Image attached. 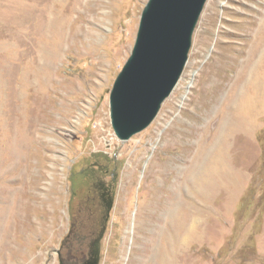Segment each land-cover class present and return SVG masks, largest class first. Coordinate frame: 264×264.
I'll return each mask as SVG.
<instances>
[{
  "label": "rangeland",
  "instance_id": "obj_1",
  "mask_svg": "<svg viewBox=\"0 0 264 264\" xmlns=\"http://www.w3.org/2000/svg\"><path fill=\"white\" fill-rule=\"evenodd\" d=\"M210 1L171 93L146 128L120 140L110 121L109 93L147 0H0V264H60L57 249L88 206L89 189L71 183V167L90 164L93 186L105 181L112 188L97 264H264V74L257 72L260 56L247 60L238 51L261 22L264 0H217L209 9ZM210 12L214 21L205 20ZM56 23H63L64 33L96 34V45L65 39L52 55ZM48 59L52 75L79 106L69 124L31 132L24 125L29 106L23 77L38 87L34 76ZM100 59L112 72L98 86ZM222 118L243 119L239 146L231 141L222 150ZM222 151L229 164L226 188L214 180L210 191L199 189L195 196L186 184L178 200L148 206L149 163L174 158L172 182L196 155L204 175ZM204 193L214 200H204Z\"/></svg>",
  "mask_w": 264,
  "mask_h": 264
},
{
  "label": "water",
  "instance_id": "obj_2",
  "mask_svg": "<svg viewBox=\"0 0 264 264\" xmlns=\"http://www.w3.org/2000/svg\"><path fill=\"white\" fill-rule=\"evenodd\" d=\"M205 2L147 0L145 3L132 50L109 93L110 121L120 140L146 128L176 85ZM96 247L93 264H97L98 243Z\"/></svg>",
  "mask_w": 264,
  "mask_h": 264
},
{
  "label": "bare ground",
  "instance_id": "obj_3",
  "mask_svg": "<svg viewBox=\"0 0 264 264\" xmlns=\"http://www.w3.org/2000/svg\"><path fill=\"white\" fill-rule=\"evenodd\" d=\"M216 1L217 0H211L208 3L209 4L208 8L213 9V6L215 5ZM93 9H95V8H93ZM83 10L86 12H89L92 9H91V6H88V4H83ZM213 16H214V13L210 12L206 16L205 20L209 21V20L213 19ZM213 21H214V19H213ZM249 25H251V24H249ZM54 26H55V28H54L55 35H54V40H53L54 41V44H53L54 52L52 53V55H55L56 47L61 45L62 41L65 39L70 41V42H72V41L78 42L79 41L82 43H89V44L94 45V46L96 45V39H95L96 34L85 32L82 29H79V30L75 29V30H72L68 33H64L65 31L63 29V27H64L63 23H60V24L56 23ZM200 32H201V36L203 37L204 36L203 29ZM205 32H206V30H205ZM201 36H200V42L199 43L204 46V44L206 43V39H205L206 36H204L205 38H203V39L201 38ZM246 36H248L250 39L249 40L243 39L242 42L239 44V50L238 51L239 52H245L246 53L245 55L247 56V60H251L255 56H260L261 60H262V64L257 69V72L259 74H264V15L262 17L261 22L257 25V27L253 28L249 34L247 33ZM47 41H48V39H47ZM49 41H51V40H49ZM216 44H218V42ZM48 45H49V43H48ZM246 45H249V49L247 51H244L243 48H245ZM221 56L233 60L232 57L225 55V53L221 54ZM47 58H49V57H47ZM105 62H106L105 60L102 61L100 59L98 65L101 68H100V70L98 69L99 72H97V73L95 72V75H96L95 77L101 80L100 83H97L98 86H101L103 84L102 80H105L103 78L104 77L106 78L108 76V73L112 72L111 65L107 66V65H105ZM44 65H45V67L42 66L41 68H39L38 72L34 76L37 78V81L39 83L38 87H35L34 89L29 87L28 86L29 76L26 74L23 77V95H24L23 100L25 101V104L27 106H29V109L26 111L27 116L24 119V125L31 132L39 131V132L44 133V132H46L45 127H48L51 125L58 127L61 125L69 124L72 114L75 113V109L77 108V106H79L78 100H74L75 98L70 99L71 98L70 94L68 93V91L65 90V86L62 85L61 80H57L52 75V72L50 70V66H52V61L50 59H48V61H46L44 63ZM257 81H258V79H257ZM91 82H93V81H91ZM70 83H73V82H69V84ZM89 85H93V84H89ZM245 93L246 92H244L243 94H245ZM82 94H84V93H82ZM244 97H246V96H244ZM256 98H259V97H256ZM243 100H244V98H243ZM252 100L253 99H251V101ZM57 101H59L58 104H57ZM257 103H259V101ZM244 104H245V102H243V105ZM250 104L254 105V103H250ZM58 105H59V107H57ZM241 106H242V103H241ZM244 107H246V106H244ZM247 108L245 109V111L247 110ZM57 110H61L63 112V113L61 112L63 114L61 117L55 116V113L57 112ZM256 112H258V111H256ZM225 118L224 119L222 118L223 119L222 123L224 125L223 126L219 125L218 128L219 127H221V128L217 131L220 134V136H222V139H221L222 150H226V144L230 143L231 141H232L231 145L233 147L234 146L237 147V144L239 146V144H240L239 141L242 140V138H243L242 133L239 131V129L243 127V123H244L243 119L239 120L238 123H233L231 121V118H229V119L227 118L228 120ZM102 122H104V118L102 119ZM173 128L174 127H172V130H173ZM211 137H212V135H211ZM207 142H208V140H207ZM202 144H206V141L203 142ZM240 152H242V151L240 150L236 154L239 156ZM175 161L176 160L174 158H171L170 160H168L166 162L165 161L157 162V163L151 162L148 164V167H147L148 170H147L145 177L148 176L151 178V179H149L148 184H147V188H148L147 192L149 193V196H150L149 202H148L149 207H152L155 203H157L156 201H158L160 199L178 200L182 196V194H181L182 187L186 184L190 188L192 194L193 195L195 194V196L197 195V192L199 189L210 191L214 180L221 181L222 187H224V188H226L228 186L229 180L227 177L226 170H227L229 164L227 163L228 160L226 158V152L225 151H222L220 154L214 156L211 159V164L207 168V170L205 171L204 175H201V173H200L201 167L199 165V160H198L197 155L192 157L185 173L182 176L176 178L175 181L170 182L168 175H169V173H171L170 168H171V166H173L176 163ZM241 164H242V158L239 157L237 165H241ZM160 182H161V184H160ZM203 197H204V200H214L213 195H211V193H204ZM190 214H191V216H193V215H195V212H191Z\"/></svg>",
  "mask_w": 264,
  "mask_h": 264
},
{
  "label": "flooded vegetation",
  "instance_id": "obj_4",
  "mask_svg": "<svg viewBox=\"0 0 264 264\" xmlns=\"http://www.w3.org/2000/svg\"><path fill=\"white\" fill-rule=\"evenodd\" d=\"M93 165L84 167H71V183L85 186L87 209L83 211L82 218L72 221L67 235L63 238L57 249V255L61 264H93L97 257V243L101 232L105 230V222L108 217L112 200V188L104 182L99 186H93V174L87 169ZM90 186V188H89ZM72 188V192H73ZM74 196V193L72 194ZM103 234V233H102ZM98 241V242H97Z\"/></svg>",
  "mask_w": 264,
  "mask_h": 264
},
{
  "label": "trees",
  "instance_id": "obj_5",
  "mask_svg": "<svg viewBox=\"0 0 264 264\" xmlns=\"http://www.w3.org/2000/svg\"><path fill=\"white\" fill-rule=\"evenodd\" d=\"M87 203V202H86Z\"/></svg>",
  "mask_w": 264,
  "mask_h": 264
}]
</instances>
